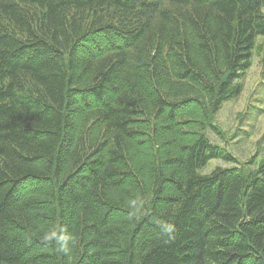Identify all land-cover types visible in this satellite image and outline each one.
<instances>
[{"label": "trees", "instance_id": "trees-1", "mask_svg": "<svg viewBox=\"0 0 264 264\" xmlns=\"http://www.w3.org/2000/svg\"><path fill=\"white\" fill-rule=\"evenodd\" d=\"M263 8L0 0V264H264V157L199 171Z\"/></svg>", "mask_w": 264, "mask_h": 264}, {"label": "rangeland", "instance_id": "rangeland-1", "mask_svg": "<svg viewBox=\"0 0 264 264\" xmlns=\"http://www.w3.org/2000/svg\"><path fill=\"white\" fill-rule=\"evenodd\" d=\"M233 84L239 86V95L209 116L205 131L208 140L232 159L212 158L199 170L202 173L216 166L248 170L264 157V35L256 38L250 66Z\"/></svg>", "mask_w": 264, "mask_h": 264}, {"label": "clouds", "instance_id": "clouds-1", "mask_svg": "<svg viewBox=\"0 0 264 264\" xmlns=\"http://www.w3.org/2000/svg\"><path fill=\"white\" fill-rule=\"evenodd\" d=\"M46 239H47V237H46Z\"/></svg>", "mask_w": 264, "mask_h": 264}]
</instances>
